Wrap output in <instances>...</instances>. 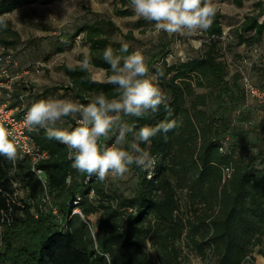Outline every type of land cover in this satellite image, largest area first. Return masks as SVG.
I'll use <instances>...</instances> for the list:
<instances>
[{
  "label": "trees",
  "instance_id": "obj_1",
  "mask_svg": "<svg viewBox=\"0 0 264 264\" xmlns=\"http://www.w3.org/2000/svg\"><path fill=\"white\" fill-rule=\"evenodd\" d=\"M53 1L0 0V17L22 5ZM119 1L123 7L115 8L114 14L130 16L126 8L130 0ZM262 14L264 6L256 2L229 30L235 46L249 51L262 46L264 21L258 19ZM219 18L216 12L211 28L203 31L207 41L197 57L170 64L166 60L168 45L164 44L146 63L150 71L159 68L164 73L157 84L171 109L167 119L178 126L153 137L150 145H141L156 164L151 174L130 166L136 177L131 196L107 191L106 180L101 182L74 169L68 148L48 139L43 129L29 132L32 145L46 155L34 165L41 171L40 177L28 156L15 162L0 156V264H184L178 245L182 238L200 264H254V254L264 257V161H258L260 156L264 160V147L261 153L248 157L231 141L228 106L238 94L243 99L245 95L236 84L238 73L232 83L226 79L227 66L218 53L223 34ZM146 22L139 19L137 28L145 27ZM6 23L7 29H0L3 51L14 48L19 39ZM116 33L119 30L109 19L83 23L70 33H59L55 52H63L79 37L88 46L95 68L108 70L110 75L103 51L109 46L118 51L125 44L111 40ZM124 38L131 40V33ZM132 51L129 45V53ZM83 58L80 55L78 60ZM58 69L67 78L64 89L77 102L87 103L101 92L110 99L120 95L107 82L94 83L91 73L78 64H61ZM17 84L5 91L10 107L29 109L37 98L59 89L49 87L32 97L31 89ZM259 87L264 90V85ZM211 102L214 109L209 108ZM165 119L163 104L158 113L149 110L139 119L120 113L117 126L100 138L101 150L111 143V134L121 122L134 127L123 143L130 148L139 127L155 126ZM74 124L73 118L65 117L56 126L70 129ZM179 191L184 192L185 215ZM45 199L47 210L40 207ZM74 209L79 213H72ZM92 215L96 216L94 225L89 220Z\"/></svg>",
  "mask_w": 264,
  "mask_h": 264
},
{
  "label": "rangeland",
  "instance_id": "obj_2",
  "mask_svg": "<svg viewBox=\"0 0 264 264\" xmlns=\"http://www.w3.org/2000/svg\"><path fill=\"white\" fill-rule=\"evenodd\" d=\"M241 4L235 3V0H213L216 12L220 14V24L223 34L219 39L218 53L220 59L227 66L226 79L232 83L235 73L239 74L237 81L238 88L242 87L240 69L249 76V79L259 87L264 85V42L258 48L257 53L247 50L245 47L234 45L232 35L229 34L231 28L236 27L249 14L253 5L260 2L264 6V0H240ZM68 9L66 10L63 7ZM119 0H56L48 4L22 5L11 13L4 15L6 22L10 23L11 28L18 35V41L14 48L1 50L13 54L16 65L10 70L11 75H19L18 87H28L33 95L41 94L46 88L56 87L59 89L50 90L46 96L39 99H74L73 94L64 89L67 86V78L62 75L58 69L59 65L74 66L78 64L80 55H84L88 46L83 44L77 37L71 46H66L61 53L55 52V45L59 33L72 32L77 26L83 23H92L97 19H109L118 28L111 40L115 43H127L132 49L139 50L145 57V62H149L154 52L158 51L161 45H168V55L166 60L172 64L174 62L197 57L207 41L204 32L196 35H169L163 31L157 32L154 22L147 21L146 26L137 28L136 22L139 19L131 6L127 4L126 8L131 12L128 17H120L114 14L115 8H122ZM66 14V15H65ZM264 21V14L259 18ZM19 24V26H17ZM131 33V40L126 41L124 35ZM195 41H202L199 47L195 46ZM91 73L93 80L107 82V77L100 69L95 68ZM21 81V82H19ZM17 82V81H16ZM63 87L62 89H60ZM244 92V91H243ZM4 99L8 100L7 93L4 92ZM27 100L33 98L27 97ZM9 101V100H8ZM79 103V102H77ZM214 109L211 102L209 108ZM229 119L232 121L231 141L235 144L239 153L251 157L261 153L264 147V106L257 104L256 101H245L239 94L232 100L228 106ZM74 119V118H73ZM65 118L60 121L63 122ZM118 127L111 134V143L115 141ZM110 143V144H111ZM123 146V145H122ZM258 161L262 160L260 156ZM261 164V162H260ZM136 177L129 169L124 176H109L105 185L107 191H114L116 194L129 197L135 190ZM177 197L182 205L181 211L185 215L184 192H178ZM44 200L43 210H47ZM75 203V202H73ZM74 209L72 213H77ZM91 225H94L96 216L89 217ZM4 230V227H3ZM2 230V235H3ZM184 238L178 245L182 248L181 259L184 264L201 263L199 257L185 245ZM2 245V241L0 243ZM149 253H153L149 247ZM254 264H264V257L254 254Z\"/></svg>",
  "mask_w": 264,
  "mask_h": 264
},
{
  "label": "clouds",
  "instance_id": "obj_3",
  "mask_svg": "<svg viewBox=\"0 0 264 264\" xmlns=\"http://www.w3.org/2000/svg\"><path fill=\"white\" fill-rule=\"evenodd\" d=\"M130 6L138 18L154 22L157 32L163 31L169 35H196L207 31L216 15L213 0H130ZM63 7L67 14L65 4ZM7 27L5 18L0 17V29ZM194 43L199 47L202 41ZM103 60L109 65L111 74L105 69L100 71L107 77V83L119 90V97L110 99L101 92L87 103L63 98L39 99L26 111L23 123L29 131L43 129L48 139L65 145L69 150L72 167L90 177L96 176L101 182L110 175L124 176L133 165L140 171L151 174L156 161L141 145H150L153 137L161 132L168 133L178 126L175 120L167 119L171 115V109L157 84L164 73L159 68L150 71L141 51L129 53L127 43L122 44L118 51L107 47L103 51ZM78 66L82 71L95 72V65L92 64L87 49L83 60L78 61ZM93 82L103 83L98 80ZM162 104L166 119L155 126L139 127L130 148L122 145L127 134L134 132V127L121 122L115 141L101 150L100 138L108 136L117 126L120 113L139 119L149 110L152 114L158 113ZM65 117L74 118L72 128L56 126ZM0 156L12 162L17 159V145L12 139V133L2 125Z\"/></svg>",
  "mask_w": 264,
  "mask_h": 264
},
{
  "label": "built area",
  "instance_id": "obj_4",
  "mask_svg": "<svg viewBox=\"0 0 264 264\" xmlns=\"http://www.w3.org/2000/svg\"><path fill=\"white\" fill-rule=\"evenodd\" d=\"M257 53L256 50L252 51ZM16 65V60L12 53L0 51V125L9 129L12 133V139L17 145V158L28 156L32 162L34 173L40 177L41 171L34 168V165L46 157L45 153H40L32 145L29 138V130L25 127L23 121L26 109L23 105L10 107L9 101L4 99V89H10V85L20 79L19 75H11L12 70ZM242 86L245 95V101H256L257 104L264 106V90L256 86L249 76L243 73L240 69ZM229 175L228 169L225 171V176ZM53 215H56L54 209L51 210ZM79 213V212H77ZM199 264V263H195Z\"/></svg>",
  "mask_w": 264,
  "mask_h": 264
},
{
  "label": "crops",
  "instance_id": "obj_5",
  "mask_svg": "<svg viewBox=\"0 0 264 264\" xmlns=\"http://www.w3.org/2000/svg\"><path fill=\"white\" fill-rule=\"evenodd\" d=\"M13 83H14V82H13ZM13 83H12V84H13ZM10 87H11V85H10ZM8 90H9V89H8ZM5 91H7V89H4V92H5Z\"/></svg>",
  "mask_w": 264,
  "mask_h": 264
}]
</instances>
